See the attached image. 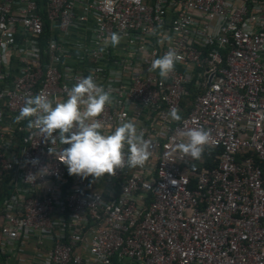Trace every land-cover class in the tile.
Returning a JSON list of instances; mask_svg holds the SVG:
<instances>
[{
	"label": "built area",
	"instance_id": "2783aa9c",
	"mask_svg": "<svg viewBox=\"0 0 264 264\" xmlns=\"http://www.w3.org/2000/svg\"><path fill=\"white\" fill-rule=\"evenodd\" d=\"M89 74L102 133L132 120L150 141L143 167L69 175L16 121ZM194 127L198 160L175 147ZM0 264H264V0H0Z\"/></svg>",
	"mask_w": 264,
	"mask_h": 264
},
{
	"label": "clouds",
	"instance_id": "9594fccd",
	"mask_svg": "<svg viewBox=\"0 0 264 264\" xmlns=\"http://www.w3.org/2000/svg\"><path fill=\"white\" fill-rule=\"evenodd\" d=\"M121 39L118 33H112L103 45L117 46ZM177 58L170 48L152 61L148 71H158L162 79H167ZM112 102L110 92L89 74L68 89L66 100L54 101L43 93L26 97L16 121L27 120L29 129L37 130L45 142H50L48 153L60 157L69 175L85 179L89 176L98 179L105 174L115 176L118 169L143 167L151 155V143L132 120L121 122L110 134L102 133L103 124L96 118ZM169 116L177 122L182 119L177 108H171ZM179 135L181 141L176 143V150L194 160L201 158L206 146H212L210 133L203 128H190ZM57 142L69 146L57 149L52 146ZM31 163L38 164V158ZM29 177L34 175L29 173L26 179Z\"/></svg>",
	"mask_w": 264,
	"mask_h": 264
},
{
	"label": "trees",
	"instance_id": "16d2710c",
	"mask_svg": "<svg viewBox=\"0 0 264 264\" xmlns=\"http://www.w3.org/2000/svg\"><path fill=\"white\" fill-rule=\"evenodd\" d=\"M190 97H191V98H193V97H194V95H193V94H191V95H190ZM204 164H208V162H205Z\"/></svg>",
	"mask_w": 264,
	"mask_h": 264
}]
</instances>
